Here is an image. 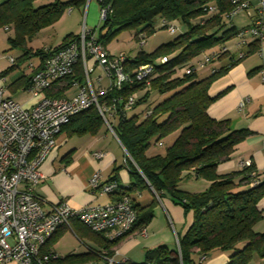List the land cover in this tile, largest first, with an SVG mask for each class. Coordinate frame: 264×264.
I'll list each match as a JSON object with an SVG mask.
<instances>
[{
	"label": "trees",
	"instance_id": "1",
	"mask_svg": "<svg viewBox=\"0 0 264 264\" xmlns=\"http://www.w3.org/2000/svg\"><path fill=\"white\" fill-rule=\"evenodd\" d=\"M35 1L7 0L0 6V27L12 25L15 36L10 39L11 44L13 47L25 49L19 59H24L32 52L25 45L40 29L58 20L67 8L81 5L87 0H58L40 6H35ZM103 2L111 3L114 9L113 14L102 21L100 34L97 36L106 47L108 42L125 29L137 28L134 35L136 39L141 33H145L147 39L157 28L168 29V25H174L176 21L185 24L187 29L172 41L161 44L153 52L141 50L133 59L127 56L125 69L131 74L133 81L124 83L120 90L113 89L100 97L101 102L110 103L112 98L122 96L126 99L137 93L138 99L132 108L134 109L147 102L153 92L163 96L149 106L147 111L152 112L150 115L146 112L143 118L139 114L128 116L130 110L124 111L123 100L113 121L114 130L129 154H125V162L134 182L129 187L119 185L116 172L120 166L114 169L115 175L106 182L118 183V189L112 195H117V198L128 195L132 198L137 220L131 230L115 239L83 226L85 231L99 240L102 248H90L85 253H71L66 256L60 254L58 264L101 261L103 252L114 255L111 249L113 245L134 230L146 227L155 216L154 205L157 201L154 200L146 206L135 203L131 193L143 188L155 191L159 199L170 196L185 212L192 211L194 219L186 233L179 235V243L177 241L175 248L164 244L157 246L146 251L143 262L129 261V264H204L209 253L216 250L229 254L226 264H250L256 258H263L264 232L258 225L264 220V213L259 207L264 197V181L259 179L254 163L226 173L219 170L222 163L231 160L236 146L249 131L231 129L230 118L216 119L208 111L209 106L226 92L213 96L210 93L213 83L253 51L261 39H248V50L242 47L245 50L244 57L239 56L241 47L238 54L233 55L231 46H237L238 34L242 28L238 29L233 24L234 16L227 15L233 9L231 0ZM211 6H215L216 10L212 11ZM255 13L256 17L258 13ZM158 18L162 20L160 25H156ZM196 19L198 22L193 24L192 21ZM175 25L177 30L174 33L179 29ZM221 30L223 33L218 37L217 33ZM78 36L79 34L67 35L53 50L64 47ZM36 53L43 58L46 55L43 49H38ZM171 54L174 56L170 57ZM163 56H167L166 62H162ZM225 56L229 57L227 64L212 68L205 77L198 78L200 70L204 72L211 63ZM206 57L210 58L207 62ZM146 64L153 65V71L147 77L150 79L149 84L146 82L147 78L137 79L135 74L137 69ZM180 67L183 69L179 74ZM186 68L191 72L185 73ZM83 78L79 62L74 74L65 80L72 84ZM67 87L58 91L49 90L47 94L63 96ZM104 125L102 116L93 105L74 115L63 130L69 135H95ZM176 131L178 134L164 154H150L152 140H155L156 145L163 146L162 140ZM190 178H203L210 184L200 192L182 189V181ZM60 236L61 233L57 231L48 240L43 251H52V245Z\"/></svg>",
	"mask_w": 264,
	"mask_h": 264
},
{
	"label": "built area",
	"instance_id": "2",
	"mask_svg": "<svg viewBox=\"0 0 264 264\" xmlns=\"http://www.w3.org/2000/svg\"><path fill=\"white\" fill-rule=\"evenodd\" d=\"M233 9L227 13L233 17L241 11H247L252 17L251 25L239 31L241 47L239 56L244 57L249 38L264 39V0H231ZM212 11L216 10L211 6ZM258 15L255 17L254 13ZM114 12L111 3L99 0V21H105ZM174 33L177 26L168 25ZM141 45L147 43L146 34L139 35ZM95 61L109 79L107 87L95 88L92 80L94 67L88 59ZM126 54L112 55L109 49L97 39L94 31L84 26L79 36L57 50L49 49L42 64L31 77L29 91L37 95H46L32 106L25 108L12 97L4 95L0 88V264H58L60 254L54 251H43L48 240L62 226H71L73 219L94 232L104 233L110 239L126 234L137 220L132 198L121 196L112 202L73 206L68 200L60 201L45 208L43 198L35 192V187L43 178L39 169L51 150L56 146L58 135L71 121L72 117L91 106H95L109 130L119 140L113 126L118 106L123 102L124 111L131 110L137 102L138 95L133 93L124 99L122 96L112 98L110 103L100 101V97L109 91L120 90L124 83L132 82L133 77L125 69ZM162 62L168 60L162 57ZM210 58L206 57L205 61ZM11 61L15 59L11 57ZM81 62L84 67L86 83L70 96H49L57 82L74 74L75 67ZM153 71V65L146 64L136 70L137 79L147 78ZM189 68L185 73H190ZM6 80L5 77H2ZM102 77L96 81L101 85ZM264 79V73H263ZM147 84L150 79L147 78ZM245 101H241L242 108ZM148 115L151 110L147 111ZM120 141V140H119ZM162 144V143H160ZM126 150V149H125ZM104 151H95L94 157L102 159ZM253 163L251 159H240L239 166L246 167ZM89 186L93 191L111 194L118 189L114 181L101 183V173L96 172L90 179ZM146 234V230L144 231ZM179 243V241H178ZM103 260V261H102ZM101 261H90L84 264H129L127 257L116 259L115 254L103 252Z\"/></svg>",
	"mask_w": 264,
	"mask_h": 264
},
{
	"label": "crops",
	"instance_id": "3",
	"mask_svg": "<svg viewBox=\"0 0 264 264\" xmlns=\"http://www.w3.org/2000/svg\"><path fill=\"white\" fill-rule=\"evenodd\" d=\"M5 1L7 0H0V6ZM252 3L256 6L257 0H252ZM78 6L80 7V5ZM98 9L99 6L97 4L92 7L90 6L87 16V24L89 23L90 29H93L96 36H99L98 33H100L102 23L98 19ZM90 14L91 17H89ZM236 15L233 17L234 25ZM246 17L248 21L241 27L242 29L251 25V17L248 14ZM262 17L264 21V11ZM77 29L76 27L70 28V32L68 33L74 34L78 31ZM43 32L45 31L42 28L36 35H42ZM14 36L15 29L12 25L0 27V78H6L3 82L4 95L12 97L21 104H26L31 94L28 88L30 79L43 60V56L37 54L36 51L43 49L46 52L60 45L62 41L53 45L45 41L46 39H42V42L37 46L36 41L32 38L25 45L32 52L24 59H19L25 52V49L13 47L10 39ZM234 47L231 46L232 53L233 55H237L239 47ZM107 48L111 52L110 47L107 46ZM244 49L248 50V47H244ZM11 57L15 59L14 62L11 61ZM228 58V56H225L214 61L205 71L227 64ZM88 64L95 68L92 73L95 74L94 80L92 79L94 87H107L109 79L104 76L100 67L95 66L94 59L89 58ZM81 67L83 78L84 67L82 64ZM263 73L264 39L259 42V45L253 51H250L248 55L236 62L227 73L217 79L210 89V93L213 96L223 91L226 92L209 106V114L216 119L230 118L231 129H247L249 131V134L236 146L231 160L220 165L219 170L222 173L239 169L240 159H251L258 170L259 179L264 181ZM97 77H102L101 85L97 83ZM85 83V78L72 84H68L66 80H63L57 82L51 90L58 91L68 86L63 91V96L70 97L78 91L80 85ZM243 100L245 101V105L240 108L239 104ZM62 137L63 139H61ZM100 150L105 152V156L102 159H96L94 152ZM125 154L126 150L124 146L113 132L109 130L106 123L95 135H69L66 130H62L57 137L56 146L39 167L43 173V178L35 187V192L43 198V205L48 209L63 200H68L75 207L112 202L117 199V195L93 191L89 186V182L96 172L101 173V183L106 182L115 175L114 169L120 166V169L116 172L118 174V183L123 187H129L134 182V179L129 167L126 165L125 160L127 155ZM209 184L210 182L203 178H190L182 181L181 188L190 192H200L205 190ZM131 196L135 200V203H140L143 206L149 205L156 200L157 202L154 205L155 216L145 227L146 234L141 232V229H137L122 239L116 247L113 245L116 259L120 260L123 257H127L129 261L143 262L147 250L163 244L172 247L173 242L166 236L162 237L159 235L161 234V230L155 227L158 218H163L161 221L163 228L167 227L166 224H169L173 228L175 232L173 240L175 246L177 244V237L184 235L193 223V212H185L184 208L180 204L175 203L168 195L159 199L155 191L150 188H143L142 190L133 191ZM259 207L264 213V197L261 199ZM83 226L86 227L79 220L73 219L71 226L60 227L58 232L61 233V236L52 245V251L66 256L71 253H85L90 248L101 249L102 246L99 240L85 231ZM86 228L88 229V227ZM258 228L264 232V220L258 225ZM68 232L75 234L81 240V243L78 246H74V248L65 250L61 242ZM115 250L118 252L115 253ZM228 261V253L216 250L209 253L204 264H226ZM250 264H264V257L256 258Z\"/></svg>",
	"mask_w": 264,
	"mask_h": 264
},
{
	"label": "rangeland",
	"instance_id": "4",
	"mask_svg": "<svg viewBox=\"0 0 264 264\" xmlns=\"http://www.w3.org/2000/svg\"><path fill=\"white\" fill-rule=\"evenodd\" d=\"M58 1V0H36L34 2L35 6H40V5H45L49 4L51 2ZM61 1H68V0H61ZM89 4L92 7L93 5L97 4L99 6V0H87L85 3L81 4L80 7L77 5L71 6L70 8H67V10L61 15V17L56 20L54 23L49 25L48 27L43 28L45 32H43L42 35H35L33 39L36 41L37 46L40 44L42 39H46L45 41L49 42L50 44H58L61 41L63 42L65 36L69 34L70 28L76 27L78 28L74 34H80L84 28V26H87L88 29L89 23L87 24V16H88V10H89ZM99 10V9H98ZM91 13V11H90ZM98 13V19H99V11ZM247 11H243L242 13L238 14L234 18L235 25L237 28H241L247 19ZM91 17V14L90 16ZM198 22V19L193 20L192 23L195 24ZM162 23L161 19H157L156 25H160ZM179 26V29L176 33H171L168 31L167 28H157V31L152 32L148 35L147 38V44L142 47L139 43L140 40L139 38L136 39L135 32L137 31V28L133 29H125L121 32H119L110 42H108V46L111 49V54L118 56L120 54H126L130 58H135L138 53L141 50L147 51V52H153L156 48H158L161 44L168 43L169 41H172L175 37L179 36L180 34L184 33L187 29V26L179 21H176V23ZM50 27V28H49ZM228 28V27H226ZM138 29H141L138 28ZM69 30V31H68ZM106 30L103 31L105 33ZM223 33V30L217 33V36L220 37ZM100 34V33H98ZM138 40V41H137ZM61 42V43H62ZM233 48H235L233 46ZM174 54H171L170 57H173ZM183 67L178 68V73L180 74L181 70ZM203 71V70H202ZM201 70L198 73V78H203L207 74H209V71H204L202 72ZM95 74H92V79L94 80ZM5 80L1 77L0 78V88L3 87V82ZM139 94V93H138ZM46 94L41 92L37 95L30 94L27 103L23 104L25 108H31L32 106L36 105L39 103L45 96ZM157 94L156 92H153L151 94V97L149 100L145 103L139 104L136 108L128 111V116H133L135 114H139L141 118L144 117L145 113L147 110L150 108V105H154L156 102H158L160 99L163 98ZM178 134V131L174 132L173 134L169 135L168 137L164 138L162 141L164 143L163 146L156 145L155 140H152V146L150 148V154H155V153H165L166 149L172 145L173 139L175 135ZM63 139V137L61 138ZM61 141V140H60ZM127 155H129L126 152ZM164 219L166 220V217L164 216ZM163 218H158L156 221L155 227H158L161 230V235L162 237H167L169 238L173 243H172V248H175V243H174V235L175 232L172 227H170L169 224H166L167 227L163 228V225L161 221ZM166 222V221H165ZM141 232L144 233L146 230L145 227L140 228ZM150 232V231H149ZM131 234V233H130ZM122 241V240H121ZM120 241V242H121ZM178 241V237H177ZM120 242L114 245L116 247ZM81 243V240L72 232H68V234L63 238L61 245L65 250H69L71 248H74V246H78ZM113 250V246L111 247ZM118 251L115 250V253ZM103 261V260H102Z\"/></svg>",
	"mask_w": 264,
	"mask_h": 264
}]
</instances>
